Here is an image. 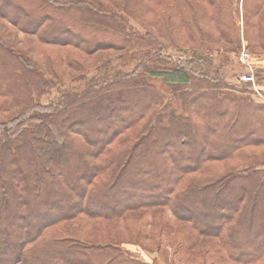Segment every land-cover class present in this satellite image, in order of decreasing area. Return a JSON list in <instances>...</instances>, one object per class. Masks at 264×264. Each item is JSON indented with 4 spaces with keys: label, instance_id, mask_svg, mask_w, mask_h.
Returning <instances> with one entry per match:
<instances>
[{
    "label": "trees",
    "instance_id": "1",
    "mask_svg": "<svg viewBox=\"0 0 264 264\" xmlns=\"http://www.w3.org/2000/svg\"><path fill=\"white\" fill-rule=\"evenodd\" d=\"M6 2L14 4L12 22L20 28L84 52L123 49L134 58L155 47L159 43L150 34L146 39L133 30L131 19L145 9L159 16L154 25L166 42L173 39L166 28L183 26L194 38L202 20L226 41L229 13L237 38L243 30L248 42L264 39V31L251 37L247 29L248 17L262 12L264 0ZM12 51L0 42V95L7 96L0 111L16 113L0 125V264H158L130 250L131 241L121 233H80L83 223L120 220L140 245L142 234L124 217L152 207L169 208L198 237H215L231 263L264 264V123L254 115L264 117V104L209 72L213 63L196 51L191 70L177 64L145 69L148 81L142 84L128 77L104 79L83 95L70 94L65 106L45 109L30 95L28 77L37 72ZM151 79L170 85L172 95L158 93L146 101ZM135 93L137 99H130ZM76 106L93 120L80 117ZM249 111L255 113L241 129ZM175 143L179 150H173ZM62 149L75 157L65 164L70 174L57 162ZM261 228L260 236L247 237ZM182 241L186 250L196 243L188 235Z\"/></svg>",
    "mask_w": 264,
    "mask_h": 264
},
{
    "label": "rangeland",
    "instance_id": "2",
    "mask_svg": "<svg viewBox=\"0 0 264 264\" xmlns=\"http://www.w3.org/2000/svg\"><path fill=\"white\" fill-rule=\"evenodd\" d=\"M6 1L8 0H0V42L7 46L9 50L23 55L31 62L34 72H37V74L30 75V78L28 77L33 88L30 95L33 96L34 104H39L45 109L49 108L53 103L59 105L60 108L65 106L70 103L68 98L70 94L83 95L91 83L100 82L104 79H112L114 81L125 78L127 80L126 77H128L133 81L138 79L139 84H142V80L148 81L145 69L156 68L157 70H163L177 64L184 67L187 66L191 70V56L196 51L202 52L201 54L213 63L209 67V72L214 73L215 76H223L226 82L233 84L238 89L237 92L240 95L252 98L258 104H264V39L257 38L256 40L254 39L255 41L252 39L251 42H248L243 30L241 39L237 38L235 23L230 13L226 18L230 37L226 41L215 37L217 33L215 28L212 27L213 25L209 21L202 20L200 26L203 29L197 28L194 38L191 35H187L189 31L183 26L173 29L170 27L171 31L166 28V34L173 36V39L166 42L165 40H168V38L159 40L157 26L154 25V21L158 20L159 16L157 15L153 18L149 9L140 11L139 14L137 13L138 20L131 19L134 26L133 30L142 37L146 36V39L150 34L159 44H155V47L158 46L156 49L155 47L152 49L145 48L143 53L138 52L132 58L131 54L123 49L84 52L71 45L49 44L44 41V37L41 38L34 33H29L24 28L14 24L12 22L13 14H15L13 11L14 4ZM4 15L9 16L11 20L5 18ZM248 22V36L252 37L254 32L257 36L263 33L264 9L256 16L252 17L250 15ZM238 24L243 27L242 17ZM211 35L214 38H211ZM44 36L48 37L50 35ZM170 44H173V46H169ZM134 48H139V46ZM243 51L251 55L250 66L242 60ZM250 72L255 75L256 84L248 82L251 85L237 86L234 83V80H241V76ZM150 82L152 83V93L146 101H151L152 97H159L158 93L172 95L169 92L170 85L167 86L156 79H151ZM130 95L128 94L130 99H137L134 98L136 93L133 96ZM5 99H7V96L0 95V103ZM158 102L153 108L154 112L158 110L160 100ZM76 109L80 117L93 120V116L82 111L80 107L76 106ZM12 113L14 116L16 115L15 112L1 110L0 125L4 124V121L13 115ZM46 113L50 114L51 111L37 110L34 114L45 115ZM254 113L249 111V114L245 116L239 125L241 129L249 125L248 121ZM254 115L259 121L264 123V117L261 114L256 113ZM175 146L173 150L180 149L177 143H175ZM61 152L60 156H57V162L64 164L61 169L70 174V167L65 164L71 165L75 158L74 154L72 155L73 152L68 154L69 152L66 149H62ZM227 195L228 192L223 196ZM2 211L3 207H0V213ZM183 215L186 214L184 213ZM4 217L2 216L1 218ZM124 220L133 223L135 232L142 234L140 235L141 240H139L140 245L136 243L138 240L132 241L133 235L131 239V233L126 232L125 226L122 224L123 221L120 220H101L91 225L83 223L81 231H79L86 237L91 235L94 238L114 235L116 232L118 234L121 233L124 235V241H131V243L126 244L127 247L135 253L139 252L147 262L158 260V264H233L228 260L226 251L219 246L215 237H198L191 225L178 220L177 215L169 208H142L128 213ZM87 230L88 234H86ZM255 231L249 232L247 237L254 239L256 237L255 233L260 236V231L263 232V229ZM184 235L191 236L196 241L191 249L186 250L183 248L182 239ZM240 238H243V236Z\"/></svg>",
    "mask_w": 264,
    "mask_h": 264
},
{
    "label": "built area",
    "instance_id": "3",
    "mask_svg": "<svg viewBox=\"0 0 264 264\" xmlns=\"http://www.w3.org/2000/svg\"><path fill=\"white\" fill-rule=\"evenodd\" d=\"M251 58V55L250 53L246 52V51H243L242 52V60L243 62H247V64H249V60ZM250 66V64H249ZM242 81H247V82H251L253 84H256V78H255V75L253 73H249V74H246V75H243L240 77Z\"/></svg>",
    "mask_w": 264,
    "mask_h": 264
}]
</instances>
